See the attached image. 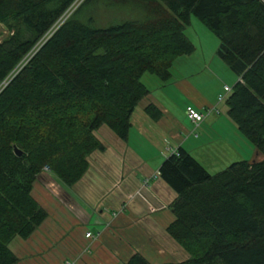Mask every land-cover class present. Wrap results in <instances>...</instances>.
Masks as SVG:
<instances>
[{
  "label": "trees",
  "instance_id": "16d2710c",
  "mask_svg": "<svg viewBox=\"0 0 264 264\" xmlns=\"http://www.w3.org/2000/svg\"><path fill=\"white\" fill-rule=\"evenodd\" d=\"M120 5L126 18L97 24L99 11ZM193 16L219 38L218 55L239 79L227 116L264 155V0H0L9 28L0 43V264H18L10 242L48 219L33 195L38 174L70 188L106 148L100 127L128 139L150 93L141 78L167 83L175 60L194 52ZM145 111L162 117L156 105ZM165 158L158 176L176 194L167 233L189 258L164 264H264V160L214 174L183 147ZM126 264L151 263L136 253Z\"/></svg>",
  "mask_w": 264,
  "mask_h": 264
},
{
  "label": "crops",
  "instance_id": "0c3cea01",
  "mask_svg": "<svg viewBox=\"0 0 264 264\" xmlns=\"http://www.w3.org/2000/svg\"><path fill=\"white\" fill-rule=\"evenodd\" d=\"M217 40L212 52H207L208 57L212 56L210 61L206 52L201 51L199 67L190 65L201 76L195 80L179 74L177 81L163 86L159 97L150 91L137 105L127 140H121L106 126L98 129L95 134L106 148L91 153L89 168L75 185L63 186L48 170L38 174L33 195L48 212V219L29 239L16 237L10 242L19 263L126 264L136 253L146 256L151 264L179 263L189 258L188 252L167 233L169 223L174 220L169 208L176 194L158 176V169L165 157L179 147L192 156L197 149L209 150L205 156H213L217 150L234 148L233 140L239 131L227 116V104L221 105L222 111L206 114L217 106L224 88H232L239 80L229 73L228 80L218 77L221 73L217 70L224 73L226 70L218 55ZM214 61L217 67L213 73L211 62ZM150 103L161 111L160 120L146 114L145 108ZM189 108L206 114L198 128L186 117ZM186 122L195 126L200 135L187 131ZM211 130H217L216 135L209 133ZM217 135L216 140L213 137ZM240 141H237L239 146L244 142ZM244 144L248 150L236 155L253 163L264 160L258 150ZM140 189L147 191L152 208L148 209L142 199H129ZM153 207L155 211L150 213L148 210ZM88 231L94 236L87 239Z\"/></svg>",
  "mask_w": 264,
  "mask_h": 264
},
{
  "label": "rangeland",
  "instance_id": "374dc122",
  "mask_svg": "<svg viewBox=\"0 0 264 264\" xmlns=\"http://www.w3.org/2000/svg\"><path fill=\"white\" fill-rule=\"evenodd\" d=\"M78 4H79V2L76 4V7L78 6ZM119 7H121V5ZM68 15H69V13L64 14L63 16H61V19L57 22V24H59V22H61L62 20L67 19ZM97 15H98L97 16V24L102 26V27L107 26V24L115 17L116 18H119V17L120 18H126L127 17L126 14L124 13V9L122 7L118 8L117 10H115V9L101 10V11H99L97 13ZM8 29L9 28L6 27L5 25H1L0 26V43H1L2 39L5 38L9 34ZM186 33L188 35V38H190L192 40V42L194 43L195 49H196V47H197V49L196 50L194 49L195 51L193 50L194 52L189 54V55H187V57L186 56L185 57L180 56V57H178L176 59L177 61L175 60V62L173 63L174 66H173V69H172V73H173L172 79L169 80L167 83H161L159 81V79L156 78L157 76L149 74V73L141 78V80L144 81L145 85L150 89L149 92L151 91L152 93H156L155 95H157L158 97L160 96V93L162 94V89L164 87L166 88L167 86H169L168 85L169 83L172 84V83H174L175 80L177 81V79H179V76H180L179 74H182V75H185V76L189 75L190 78H193L195 80H196V78H198V76H201V75H199V73L197 74L196 72H194V70L192 68L193 66L190 67V65L192 63H193L192 65L199 67L198 64L200 63V61L198 59H200L201 51H202V53H203V51L206 52L207 60L210 61V59L212 58V56L208 57L207 52H212L211 50L216 46V43H217L216 40L219 39L218 37L215 36L216 34H214L213 32L211 33L209 31V29L200 20L196 19L194 16L192 17V23L187 28ZM217 41H219V40H217ZM218 43H220V41ZM216 61H218V59ZM216 61L211 62L213 73L215 72L214 69L217 67ZM223 66H224L223 69L226 70V73H224L223 70H217L216 72H220L221 73V74H219L218 77H221V78H224L225 80H228L229 76H227V73H229L228 75H230L232 77H235V79L237 80V77L234 75V72H232V70L228 66H226L224 63H223ZM204 72H205V69H204V71L202 73H204ZM214 81H216V79ZM227 93L228 92H223L222 94H227ZM146 98L144 97L140 101V103L143 100H145ZM140 103H138V104H140ZM222 104L224 105V104H227V103H224L223 101H220L219 100V96H218L217 106H215V108H212V109L210 108L208 110V113H206V114L212 113L213 111H215V112L216 111H218V112L222 111L223 110L222 107H221ZM148 106L149 105H147V107ZM176 106L177 105H175L174 107H176ZM146 108H145V110H146ZM200 114H202V113H200ZM206 114L203 113V115H202L204 117L203 120L206 118L205 117ZM188 119L191 120L190 118H188ZM202 122H200L199 125ZM185 124L187 125L186 128H188L187 131H189L190 133L191 132L194 133V136L196 134L200 135V131L197 130V128H198L197 124L198 123L194 122V125L197 128H195V126H193L189 122L188 123L186 122ZM106 129L110 130L108 127ZM216 132H217V130L214 131V132L211 130L209 133H212V135H216ZM213 138L217 140L218 139V135L213 137ZM243 139H245V140H243ZM238 140H242L240 142L244 141L243 144H240V146H239V144L237 142ZM233 142H235L234 145H233V147H234L233 149L226 150V148H224L222 150H217L216 152H214L213 156H212V154H210L211 157L210 156H205V154L209 153V150L203 152V151L197 149V151H194L195 155L193 157H195L198 161H200V163L204 167L207 166L206 168L208 169V171L210 170L209 171L210 173L216 174L219 171L223 170L224 168L229 167L233 162H236V161L240 162V161H244L245 160V158L243 159V158H240V156H238V155H243L245 150H248L246 144H244V143H248L249 145H251L252 148H255L249 141L247 142V139L245 137H242L240 135V133H239V136L233 140ZM216 147L217 146H214L213 148L216 149ZM215 149H213V150H215ZM236 154H238V155H236ZM145 186H147V185H145ZM145 191H146L145 189H140V191L135 192L136 195L130 196L129 199L130 198H131L130 200H132V198L142 199L143 202L146 205H148V209H149V208H152L151 207V203L152 202L147 197ZM154 208L155 207H153V209H150V210L147 209V210L150 213H152V212L155 211ZM19 264H24V262L21 261ZM156 264H160V263H156Z\"/></svg>",
  "mask_w": 264,
  "mask_h": 264
},
{
  "label": "built area",
  "instance_id": "2783aa9c",
  "mask_svg": "<svg viewBox=\"0 0 264 264\" xmlns=\"http://www.w3.org/2000/svg\"><path fill=\"white\" fill-rule=\"evenodd\" d=\"M224 89H225V92H228L229 94L228 93L227 94H220L219 95V100L223 101L224 103H226V101L228 99V96L232 92V89L229 86L225 87ZM202 115H203V113L200 114L198 112V110H196L195 108H189V110L187 111V117L190 118L193 122L198 123V124L203 121L204 117ZM46 168L49 169V167H46ZM146 183H144V185H146ZM93 236H94V234L91 231H88V233L86 234V238L87 239L89 237H93Z\"/></svg>",
  "mask_w": 264,
  "mask_h": 264
},
{
  "label": "water",
  "instance_id": "95a60500",
  "mask_svg": "<svg viewBox=\"0 0 264 264\" xmlns=\"http://www.w3.org/2000/svg\"><path fill=\"white\" fill-rule=\"evenodd\" d=\"M16 153H17L18 156L22 154V152L20 150L19 151L16 150Z\"/></svg>",
  "mask_w": 264,
  "mask_h": 264
}]
</instances>
